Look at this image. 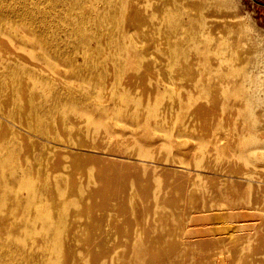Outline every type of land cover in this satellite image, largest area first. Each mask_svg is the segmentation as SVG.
Returning a JSON list of instances; mask_svg holds the SVG:
<instances>
[{"label":"bare ground","instance_id":"bare-ground-1","mask_svg":"<svg viewBox=\"0 0 264 264\" xmlns=\"http://www.w3.org/2000/svg\"><path fill=\"white\" fill-rule=\"evenodd\" d=\"M242 9L0 0V264H264V31Z\"/></svg>","mask_w":264,"mask_h":264},{"label":"rangeland","instance_id":"rangeland-1","mask_svg":"<svg viewBox=\"0 0 264 264\" xmlns=\"http://www.w3.org/2000/svg\"><path fill=\"white\" fill-rule=\"evenodd\" d=\"M239 4V6L242 9V12L248 13L249 20L254 22V24L257 26L258 29L264 31V0H236ZM90 152H93L92 150H88ZM93 153H100L103 152H97L94 151ZM105 154V153H103ZM114 157L119 158H126L121 153H117L116 155H113ZM134 159V158H133Z\"/></svg>","mask_w":264,"mask_h":264}]
</instances>
